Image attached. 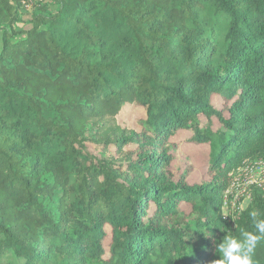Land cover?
I'll return each instance as SVG.
<instances>
[{
    "label": "trees",
    "instance_id": "16d2710c",
    "mask_svg": "<svg viewBox=\"0 0 264 264\" xmlns=\"http://www.w3.org/2000/svg\"><path fill=\"white\" fill-rule=\"evenodd\" d=\"M133 107L140 130L121 122ZM179 132L210 148L200 185L171 172ZM249 160L264 0H0V264H213L264 219L260 191L235 228L222 217Z\"/></svg>",
    "mask_w": 264,
    "mask_h": 264
},
{
    "label": "rangeland",
    "instance_id": "374dc122",
    "mask_svg": "<svg viewBox=\"0 0 264 264\" xmlns=\"http://www.w3.org/2000/svg\"><path fill=\"white\" fill-rule=\"evenodd\" d=\"M36 1V0H34ZM29 13H27L23 20L28 21ZM25 29L27 22L20 25ZM216 107H221L222 102L219 99H215ZM145 118V110L140 107L129 108L127 115L122 117L121 122L123 124H128L130 128H135L137 130L141 129L139 122ZM202 127L208 126V121L204 118L201 120ZM210 126V124H209ZM213 129L220 128V125L216 119L212 123ZM189 133L179 132L175 138L171 139L174 144L172 151L175 155V160L171 165L170 169L174 175L175 180H178L185 173L189 172L188 182L193 185H200L204 181L208 180L207 171L210 163V148L208 146H202L192 141H188ZM91 151L97 152V149L90 148ZM188 206L183 204V209H187Z\"/></svg>",
    "mask_w": 264,
    "mask_h": 264
},
{
    "label": "built area",
    "instance_id": "2783aa9c",
    "mask_svg": "<svg viewBox=\"0 0 264 264\" xmlns=\"http://www.w3.org/2000/svg\"><path fill=\"white\" fill-rule=\"evenodd\" d=\"M26 3V0H23ZM31 4H27L30 9ZM255 191L264 194V161L249 160L231 174V185L223 196L222 217L233 228L250 205Z\"/></svg>",
    "mask_w": 264,
    "mask_h": 264
},
{
    "label": "clouds",
    "instance_id": "9594fccd",
    "mask_svg": "<svg viewBox=\"0 0 264 264\" xmlns=\"http://www.w3.org/2000/svg\"><path fill=\"white\" fill-rule=\"evenodd\" d=\"M249 216L256 232L242 230L239 236L226 235L216 245L221 258L213 261V264H256L255 249L264 240V219L259 218L256 210L250 211Z\"/></svg>",
    "mask_w": 264,
    "mask_h": 264
}]
</instances>
